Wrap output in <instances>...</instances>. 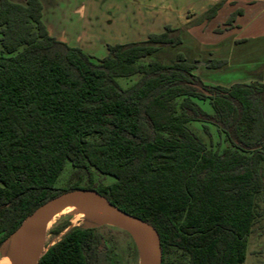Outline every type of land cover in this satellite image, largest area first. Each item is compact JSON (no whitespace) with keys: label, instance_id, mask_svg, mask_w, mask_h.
I'll list each match as a JSON object with an SVG mask.
<instances>
[{"label":"trees","instance_id":"1","mask_svg":"<svg viewBox=\"0 0 264 264\" xmlns=\"http://www.w3.org/2000/svg\"><path fill=\"white\" fill-rule=\"evenodd\" d=\"M43 1L0 0V250L48 201L90 189L157 232L162 264H244L264 230V82L206 85L183 53L152 58L226 1L181 28L108 44L103 58L51 36ZM50 232L64 234L38 264H120L112 226L67 221ZM121 232L126 264H140Z\"/></svg>","mask_w":264,"mask_h":264},{"label":"rangeland","instance_id":"2","mask_svg":"<svg viewBox=\"0 0 264 264\" xmlns=\"http://www.w3.org/2000/svg\"><path fill=\"white\" fill-rule=\"evenodd\" d=\"M160 1L152 0L142 5H139L141 3L139 2L136 8L118 7L112 0L96 1V4L89 7L92 15L86 16L85 19L90 39H81L78 43L85 52L103 58L107 52L104 48L108 44L143 41L149 34L163 32L168 25L181 28L195 22L202 15L194 9L177 8L176 5L164 6ZM169 1V4L176 3L175 0ZM237 11H241L242 14L236 15ZM233 14L234 22H231ZM183 39L182 45L162 49L152 58L169 63L181 52L189 61L198 63L195 73L206 85L230 86L240 82H264V7L262 5L256 6L253 2L230 3L221 9L213 20L193 25L185 30ZM213 60H224L226 64L216 69L210 68L209 65ZM136 80L137 77H133L120 79L119 82L123 88H127ZM201 105L210 110L207 102H201ZM192 126L207 140L200 124L193 123ZM212 132L215 142H218L216 129L212 128ZM71 172V164L68 163L58 181V186L67 183ZM88 219L99 223L76 213L57 214L45 234L43 253L64 234L57 237L52 235L50 231L54 227L67 221L71 227L78 226ZM106 225L115 228L118 245L117 262L126 264L129 251L128 236L121 232L124 230L114 225ZM10 246H4L0 250V261L8 255ZM244 264H264V230H257L250 236Z\"/></svg>","mask_w":264,"mask_h":264},{"label":"crops","instance_id":"3","mask_svg":"<svg viewBox=\"0 0 264 264\" xmlns=\"http://www.w3.org/2000/svg\"><path fill=\"white\" fill-rule=\"evenodd\" d=\"M12 1L17 3H24V0ZM96 1L103 0H44L43 21L47 26L50 35L60 41L67 43L72 47H79L82 49V46L78 43V41L81 39H90L89 28L87 29V22L85 21V19L86 16L90 15L89 7L96 4ZM112 1L118 7L123 6L124 8H136L139 2H141L139 3V5H142L143 3L150 2L152 0ZM220 1H226L224 7L233 2H253L256 6L262 5L264 7V0H175V4H169V0H161L160 2L161 5L164 6L172 5L173 7L176 5L177 8H187L191 10L194 9L197 13L203 14L210 6ZM85 34L88 35L85 36ZM104 39H106V37ZM106 46L104 49L107 51Z\"/></svg>","mask_w":264,"mask_h":264},{"label":"water","instance_id":"4","mask_svg":"<svg viewBox=\"0 0 264 264\" xmlns=\"http://www.w3.org/2000/svg\"><path fill=\"white\" fill-rule=\"evenodd\" d=\"M208 94V93H207ZM94 198L99 204L107 209L118 221V223L123 227V230L130 234L137 241L135 236L139 237L144 242V258L141 259V263L143 264H162L163 261V253L161 248L160 237L157 232L148 224L132 217L130 214L125 211L119 209L117 206L113 205L109 202L104 196H102L96 190H76L66 192L50 201L46 204L38 208L33 214L28 216L22 223V225L18 228L14 237L12 238V243L16 240L22 251L25 255V264H38L41 256H36L32 254L31 251V243L26 235V229L34 222L38 221L42 216H44L49 211L62 206L66 203L83 201L86 199ZM145 225L150 228L156 237V242H154L148 233L142 228L138 223ZM138 246V244H137Z\"/></svg>","mask_w":264,"mask_h":264},{"label":"bare ground","instance_id":"5","mask_svg":"<svg viewBox=\"0 0 264 264\" xmlns=\"http://www.w3.org/2000/svg\"><path fill=\"white\" fill-rule=\"evenodd\" d=\"M59 213H76L81 216H86L94 221L104 224L114 225L123 230V227L118 223L117 219L104 207H102L99 202L94 199H86L83 201L66 203L62 206L54 208L53 210L46 213L38 221L32 223L26 229V235L31 243V251L33 255L40 256L43 253L42 245L45 240V234L49 227L52 225L54 218ZM80 217V216H79ZM76 221V220H75ZM89 221V219H88ZM91 222V221H90ZM144 230L148 233L150 238L156 242V237L154 232L146 227L145 225L137 222ZM135 239L138 244L141 259L144 258V242L137 236ZM47 250V249H46ZM140 259V264L141 263ZM0 264H25V255L20 247L19 243L15 240L10 246V252L7 257L0 261Z\"/></svg>","mask_w":264,"mask_h":264}]
</instances>
